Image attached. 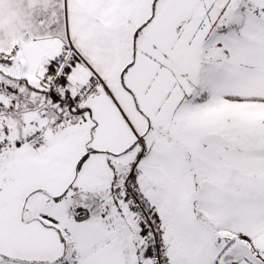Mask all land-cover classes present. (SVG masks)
<instances>
[{"label": "snow or ice", "instance_id": "snow-or-ice-1", "mask_svg": "<svg viewBox=\"0 0 264 264\" xmlns=\"http://www.w3.org/2000/svg\"><path fill=\"white\" fill-rule=\"evenodd\" d=\"M0 264H264V0H0Z\"/></svg>", "mask_w": 264, "mask_h": 264}]
</instances>
